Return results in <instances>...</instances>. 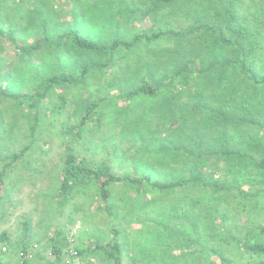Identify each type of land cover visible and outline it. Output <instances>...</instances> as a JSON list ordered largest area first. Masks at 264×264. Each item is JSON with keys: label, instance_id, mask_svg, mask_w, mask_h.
<instances>
[{"label": "rangeland", "instance_id": "obj_1", "mask_svg": "<svg viewBox=\"0 0 264 264\" xmlns=\"http://www.w3.org/2000/svg\"><path fill=\"white\" fill-rule=\"evenodd\" d=\"M134 1L0 0V169L11 165L6 171L10 175L7 183L0 186V207L8 212L5 218L12 226L27 206L19 203L18 208H11L8 202L26 196L47 178L48 191L57 193L54 176L62 171L65 149L80 163H104L117 175L160 181L192 174L191 162L186 169V160L176 150L179 136L174 127H178L179 115L168 114L175 90L162 87L153 97L140 94L132 98L129 92L141 84L139 77L147 72L138 63L142 57L127 50L112 56L92 53L80 57L65 41V33L78 30L105 44L123 34L131 38L138 30L157 31V23L152 25L155 17L145 15V5L140 11ZM133 6L138 12L131 11ZM176 22L180 24L182 19ZM37 41L41 42L36 45ZM165 41L173 46L172 40ZM35 45L38 47L32 48ZM257 53L264 60V44ZM107 57L109 67L96 68ZM153 62L152 58L146 65ZM83 65L86 72L79 84L55 85L42 99L35 93L43 87L44 78L61 73L78 76ZM85 107L90 110L82 121ZM13 153L21 156L13 162L1 158ZM43 169L46 175L48 170L47 178ZM263 186L256 185L257 196L239 195L247 201L251 215L247 226L244 217L231 215L242 207L239 197L237 207L227 211L228 205H214L206 192L200 191L203 200L197 204L198 190L190 186L173 187L165 193L144 185L143 199L135 200L130 185L116 183L108 202L113 208L116 200L114 212L121 216L113 213L109 219L127 235L121 249L129 251L137 264L140 260L143 264H260L264 255L248 252L242 243L264 237L257 230L260 222L264 224ZM12 190L18 192L10 193ZM70 196H62L65 208L75 201ZM94 203L99 204L98 195ZM17 211L21 213L17 215ZM128 221L136 224L135 229L125 226Z\"/></svg>", "mask_w": 264, "mask_h": 264}, {"label": "trees", "instance_id": "obj_2", "mask_svg": "<svg viewBox=\"0 0 264 264\" xmlns=\"http://www.w3.org/2000/svg\"><path fill=\"white\" fill-rule=\"evenodd\" d=\"M134 2L135 5L139 4V10L145 5V15L155 17L157 22L153 20L152 25L157 23V31L143 33L138 30L132 33L131 38L123 34L105 44L82 36L78 30L65 33V41L69 44L68 48L75 50L80 57L92 53L112 56L118 50L131 51L142 57L138 63L144 66L141 70L146 69L147 72L139 77L141 84L129 92L132 98L140 94L153 97L162 87L175 90L168 114L173 116V112L179 115L178 127H174L179 136L176 150L181 151L186 160V169L191 162L189 168L192 174L170 179L166 177L160 181L148 176L137 178L117 175L111 173L112 166L80 163L73 153L65 149L62 171L59 176H55V180L61 176V182L56 186L57 193L61 196L73 194L74 198L82 193L83 201L77 206L94 203L93 199L98 195L97 211L113 216L114 208L108 200L114 195L113 187L116 183L130 185L135 200L143 199L142 191L147 190L144 185L165 193L173 187L190 186L197 189V195L202 197H197V204L203 200L200 193L206 192L208 200L214 205H228L225 210H232L237 207L235 199L239 195L257 196L259 189L256 185L264 184V60L256 54V50L264 44V0ZM133 7L131 11L138 12L136 6ZM158 13L165 19H160ZM180 19L182 22L179 24L176 21ZM164 40H172L173 46L165 45ZM36 45L32 48H37ZM152 58L155 63L146 65ZM82 59L87 61L86 58ZM102 59V64L96 68L109 67L111 59ZM85 72L86 65H83L78 76L72 73L51 75L42 80L45 82L43 87L35 93L42 99L55 85H77ZM178 84L183 86L179 88ZM61 107L59 105L58 109L61 110ZM89 110V107L84 108L86 113L81 117L82 121L87 119ZM20 156L13 153L5 159L1 158L13 162ZM239 199L242 207L237 211L238 207L235 213L233 210L231 215L237 213L244 217L247 226L251 216L247 210V201ZM75 201L78 199L75 198ZM67 227L62 244L58 243L49 250L55 258L47 256L43 258L45 263L63 264L64 256L72 249L66 238ZM257 228L258 234L264 236V224L260 222ZM235 229L233 226V231ZM77 234L73 248H76V257L80 259L81 251L76 245ZM258 240L245 241L242 245L248 252L264 255V237H258ZM20 252H30L36 256L32 248L22 247ZM23 260L27 264V260ZM258 263L264 264V260Z\"/></svg>", "mask_w": 264, "mask_h": 264}, {"label": "crops", "instance_id": "obj_3", "mask_svg": "<svg viewBox=\"0 0 264 264\" xmlns=\"http://www.w3.org/2000/svg\"><path fill=\"white\" fill-rule=\"evenodd\" d=\"M5 157L2 156L3 159ZM3 167V169H0V173H3L1 179L2 185L5 182L7 183L6 176L9 177L10 175H7L8 172L6 171H10L11 165L8 164ZM43 173L45 176L46 171ZM47 176L48 170L45 177L47 178ZM60 182L61 176L56 179V186ZM39 184L36 183L34 190L26 196L22 195L18 199L8 202L11 203V208H18L19 203H24L27 206L25 207L24 213L17 211V215L21 213L19 215L20 220L15 217L16 222L14 226L9 223L8 218H5L8 212L3 211L0 207V221H3L0 224V264L13 263L19 257V250L22 247L31 249L34 246L32 244H37L39 250L36 251V256L32 260L27 261V264H48L43 259L47 257L45 252L49 251L52 246L58 243L62 244L66 226L74 221L81 224L76 241V245L81 251V256L80 259L75 260L72 264H137L131 260L129 251H123L121 249L123 247L122 240L127 235H123L125 234L124 232L121 234L119 227L116 228L114 226V223L109 219L108 213L97 211L96 207H94L96 205L95 203L77 206L81 204L80 201H83L80 197L82 193L75 197L78 201H73L71 205L68 204L70 207L67 206L65 208L62 202V196L59 193L52 195V191H48L50 187L48 186V178L47 181L43 180L42 184ZM17 192L12 190L10 193L16 194ZM44 193L47 194L45 198L43 197ZM72 196L74 195L72 194ZM116 203L114 202V210L116 207L118 208ZM114 213L117 217L121 216H118L116 212ZM7 222V226H1L5 223L7 224ZM130 222H126L125 226L135 229L134 225L136 224ZM7 236L8 238H6ZM3 246L7 247V249L2 250ZM139 264H143L141 260ZM147 264H151V262Z\"/></svg>", "mask_w": 264, "mask_h": 264}, {"label": "built area", "instance_id": "obj_4", "mask_svg": "<svg viewBox=\"0 0 264 264\" xmlns=\"http://www.w3.org/2000/svg\"><path fill=\"white\" fill-rule=\"evenodd\" d=\"M79 228H80V224L78 222L73 223V224H71V225H69L67 227V234H66L67 236H66V238H67L68 242L70 243V247L72 249L69 250L68 254L64 256V258L62 260L63 264H72L73 261L75 259H77V257H76V254H77L76 248H73V247H74V243H75L76 234H77ZM2 249L4 250L5 247H3ZM37 249H38L37 245L35 244L33 246L32 250L36 251ZM45 253H46V256H49L51 258H55V256L52 253L50 254L49 251H47ZM33 257H34L33 253L20 252L19 253V258H20L19 261L16 262V263H13V264H26L23 259H26L27 261H29V260H32Z\"/></svg>", "mask_w": 264, "mask_h": 264}, {"label": "clouds", "instance_id": "obj_5", "mask_svg": "<svg viewBox=\"0 0 264 264\" xmlns=\"http://www.w3.org/2000/svg\"><path fill=\"white\" fill-rule=\"evenodd\" d=\"M76 222H77V221L72 222V223L68 224L67 226H69V225H71V224H73V223H76ZM78 223H79V222H78ZM79 224H80V223H79ZM80 227H81V225H80ZM79 230H80V228H79ZM79 230H78V231H79ZM32 245H35V244H32ZM36 245H37V244H36ZM37 248H38V245H37ZM38 250H39V248H38L36 251H38ZM36 251H35V252H36ZM77 259H79V258H77ZM77 259H75V260H77ZM75 260H74V261H75ZM74 261H73V262H74Z\"/></svg>", "mask_w": 264, "mask_h": 264}]
</instances>
